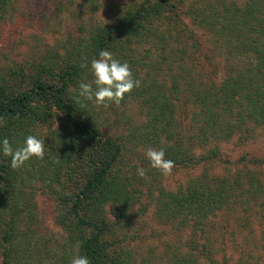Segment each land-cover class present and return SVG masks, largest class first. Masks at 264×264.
I'll use <instances>...</instances> for the list:
<instances>
[{
  "label": "trees",
  "instance_id": "1",
  "mask_svg": "<svg viewBox=\"0 0 264 264\" xmlns=\"http://www.w3.org/2000/svg\"><path fill=\"white\" fill-rule=\"evenodd\" d=\"M214 1L222 8L212 2L196 9L191 12L194 21L218 35L229 53L242 61L249 57L255 62L252 60L247 69L233 71L222 82L210 86L191 78L187 86L192 95L185 105L184 116L177 114L175 99L170 98L176 94L178 99L181 93L177 78L168 89L170 93L157 85V93L148 100L152 108L155 102L154 108L159 112L150 125L155 134L150 139L178 167L214 161L216 150L214 157L209 152L197 160L195 149L230 140L228 136L243 131L249 123L256 126L247 127L248 135L256 132L258 125L264 127V0H244L231 5L224 0ZM13 2L0 0V21ZM185 2H131L115 24L94 28L85 46L69 53L67 58L44 59L31 68L16 65L0 72V118L5 121L0 127V139L7 137L14 147H19L22 146L19 137L24 139L27 129L35 124L52 128L47 181L63 191V211L58 222L76 254L86 255L91 264H127L124 250L114 247L119 242V221L130 216L133 197L119 170L124 148L118 140L102 133L91 102L79 96V84L90 76L91 61L98 58L101 50L110 51L121 62L137 63L134 58L140 46L156 41L180 43L184 37L193 40V32L183 19ZM197 44L193 47L199 50ZM187 51L184 47L173 53L182 68ZM83 64L89 68L81 67ZM191 105L195 108L189 114ZM242 163L244 167L234 174L205 172L174 191L164 188L158 197L162 200L159 210L173 217L194 214L207 218L244 191L264 192L262 172L249 168L263 169L264 157L244 158ZM29 170L27 164L18 170L11 169L10 158L0 154L1 264H36L29 233L22 228L24 174ZM43 176L42 171V181ZM108 207H113L119 221L110 219Z\"/></svg>",
  "mask_w": 264,
  "mask_h": 264
},
{
  "label": "rangeland",
  "instance_id": "2",
  "mask_svg": "<svg viewBox=\"0 0 264 264\" xmlns=\"http://www.w3.org/2000/svg\"><path fill=\"white\" fill-rule=\"evenodd\" d=\"M135 1L139 0H14L0 21V72L16 65L31 68L44 59L67 58L69 53L85 46L94 28L115 24L124 8ZM224 1L227 5L244 3V0ZM212 2L218 9L222 8L214 0H186L183 19L193 32V40L184 37L180 43L156 41L138 47L134 58L137 63L131 60L129 64L142 84L120 105L104 107L90 101L102 133L118 140L124 148L119 170L121 179L129 185L133 204L128 210L130 216L123 221L115 216L113 207H108V215L113 221L120 220L122 228L118 229L119 242L114 248L124 250L127 264H264V192L244 191L242 196L207 218L194 214H178L176 218L163 213L159 210L162 200L158 198L164 188L174 191L202 173L234 174L244 167V158H263L264 127L258 125L256 132L248 135L247 127L256 126L249 123L243 131L228 136L230 140L198 147L194 151L197 160L209 152L213 156L216 150L215 160L191 167L174 166L166 176L151 168L146 157L148 149L160 150L150 139H154L150 125L159 113L158 108H154L155 102L153 108L148 104L151 95L157 93V85L168 91L177 78L181 93L178 99L176 94L170 98L175 99L177 114L184 116L185 105L192 95L187 86L191 78L210 86L222 82L233 71L247 69L254 60L245 57L242 61L229 53L218 35L194 21L191 12ZM195 42L199 50L193 47ZM184 47L188 51L182 68L173 53ZM92 80L90 74L84 83ZM189 107L190 114L195 107ZM27 132L25 137L34 135L45 141V156L26 163L30 170L24 174L22 228L29 233L36 264H70L77 255L76 248L68 243L67 233L58 222L63 211V191L47 181L52 128L38 123ZM19 139L22 145L24 139ZM137 166L146 170L144 177L137 175ZM249 168L262 172L264 181V168Z\"/></svg>",
  "mask_w": 264,
  "mask_h": 264
},
{
  "label": "clouds",
  "instance_id": "3",
  "mask_svg": "<svg viewBox=\"0 0 264 264\" xmlns=\"http://www.w3.org/2000/svg\"><path fill=\"white\" fill-rule=\"evenodd\" d=\"M81 67L89 68L87 64ZM89 71L93 80L91 83L79 84V96L93 101L97 106L107 107L110 104L118 106L127 95L140 88L142 84L140 79L135 78L130 64L114 58L108 50H101L98 58L92 59ZM4 124L3 118H0V127ZM0 154L10 158L11 169L18 170L33 158H44L45 141L34 135H28L22 146L14 147L10 139L4 137L0 139ZM146 157L151 168L160 171L162 175H169L174 167V161L166 159L163 149H148ZM136 172L139 177H144L146 174V170L141 166H137ZM70 264H91V262L86 255H76Z\"/></svg>",
  "mask_w": 264,
  "mask_h": 264
}]
</instances>
